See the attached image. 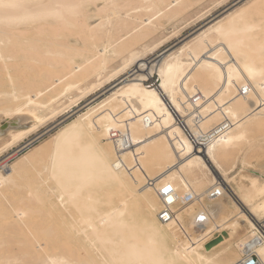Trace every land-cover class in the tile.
Masks as SVG:
<instances>
[{"label": "bare ground", "instance_id": "6f19581e", "mask_svg": "<svg viewBox=\"0 0 264 264\" xmlns=\"http://www.w3.org/2000/svg\"><path fill=\"white\" fill-rule=\"evenodd\" d=\"M195 1L0 0V133L10 134L8 146L35 133L47 117L37 109L56 116L117 80L55 133L49 152L30 149L9 164L14 152L0 163V264H233L261 232L264 166L242 145L264 140V0L246 1L144 61L172 36L149 42L163 18ZM56 30L68 41L62 49ZM113 55L121 61L108 71ZM154 76L160 84L147 85ZM167 184L183 198L164 222L159 191ZM217 187L224 192L212 196ZM205 195L212 198L204 206ZM196 205L203 209L194 213ZM261 249L264 242L260 257Z\"/></svg>", "mask_w": 264, "mask_h": 264}, {"label": "rangeland", "instance_id": "374dc122", "mask_svg": "<svg viewBox=\"0 0 264 264\" xmlns=\"http://www.w3.org/2000/svg\"><path fill=\"white\" fill-rule=\"evenodd\" d=\"M246 1H251V0H245V1L244 0H196L194 2V4L191 5V7H189L183 14L179 15L178 17L172 18L171 20H168L167 18H163V20H164V21H162L164 23L163 28L160 29L158 32L154 33L153 36H151L149 38V42L157 41V40L163 38L164 36L167 37V36H170L171 34H172V36H170L163 43L164 45L161 46L156 52L148 53L147 54L148 56L146 55V59L144 61H149L148 59H153L157 56L156 54L159 55L168 49H169V51H172L173 49L177 48L182 43L193 38L198 32H200L205 27H207L208 25L215 22L221 16L225 15L227 12H229L232 9L236 8L237 6L245 3ZM101 5L102 4H100V6ZM92 7L94 9H92ZM92 7L90 8L91 10H89V11L91 12V14H94V11L96 10L97 5H92ZM138 11L139 12H137V11H132V12L133 13L134 12H136V13L141 12V13L145 14V9L138 10ZM91 20L93 22L90 21V23H89L90 27H96L98 22L100 21L98 16L93 17ZM174 32H176V33H174ZM60 33H61V31L56 30L55 34L53 36L54 42L56 43L55 48H57V49H62L63 47H65L63 45L68 43V41H66V39L63 40V39H61L62 37H60L59 35H56V34H60ZM70 36L71 37L68 40H72L73 42L70 41L72 44H76V40H78L80 42L79 46H82V44H81L82 40L79 37V35L70 33ZM57 43L58 44L61 43L62 45H58ZM40 45H41V43H40ZM39 49H41V47H39ZM159 50H160V52L162 50L163 51L160 53ZM84 53H86V52H84ZM84 57H85L84 55L83 56H77V59H82ZM47 59H48L47 57H41L40 61L42 60V62L45 63L46 61H48ZM51 60L54 61L55 59L52 58ZM120 61H121L120 56L113 55L109 64H108L107 70L110 71L112 68L117 66L120 63ZM39 63H41V62H39ZM21 64L24 65V62H21ZM40 66H41V64H40ZM134 68L136 70V65H132L130 67V70H134ZM4 77L5 76H3V78ZM39 79H40V77L38 78V80ZM148 80L146 81L147 85H152L153 87H156L160 84V78L158 76L150 77ZM116 82H117V80H113L110 83L105 84L101 89L89 93L88 95H86V97H84L80 100L79 104H77L76 106L73 105L69 108H66V110H64L65 111L64 113L62 112L56 116L49 115L50 110L48 107L37 109L36 112L37 113L39 112L38 114L47 115V117L43 121L38 122V126H37L34 134L27 136V137H24L23 140L20 139L19 141H17L18 143L16 142V143L8 146V143L10 142V134L8 132L4 133V134L0 133V149H1L0 150V163L4 159H6L7 156L12 155L14 152H16V154L8 159L9 164H12L13 162L17 161L20 156H22L23 154L28 152L30 149L35 150L34 152H32L33 155L40 153L42 151H44L46 153L49 152L48 149L50 147H53V144H54L53 140H54L55 133L58 132L62 126L66 125L67 122L75 119L80 113L87 111L91 104H93L94 102L96 103V101L102 99L107 94H109V91L115 86ZM7 83L8 82L3 80V87L6 86ZM196 88H197V90L195 91L194 94H196L198 91H200V88L198 85H196ZM47 91L48 90H46L45 92H47ZM75 93L76 92H74L73 94H75ZM73 94H70V96H72ZM43 96L44 97L42 100H46L47 96L46 95H43ZM3 98H4V94H3ZM190 98H191V96H188V98H186L185 100L188 101ZM62 99H64V100H62ZM62 99H61V102H64V101H67L68 97H64ZM206 102H207V98H203L201 100L200 104H195L194 108H197V107L201 106L202 104H205ZM9 116L12 119L13 118L12 116H14V115H9ZM9 116H5V120H2V122H1V129L2 130L6 129L9 126L8 124L5 125L9 119ZM260 139H262L261 142H259V145L255 146V147H251L248 142L245 143L246 145L245 144H244V146L242 145V147H244L242 154L248 155L252 152H255L256 155L253 156V158H251L252 162L255 161V163H258L260 166H264V140H263V138H260ZM250 167H252V165H250L249 168ZM252 169H253V167H252ZM0 170H2V168H0ZM190 186H192V185L190 184ZM232 197L235 200L239 201L238 198L236 197V195H232ZM211 198H212V196L205 195L204 206L207 202H209V200ZM194 209H195V211L193 210L194 213H197V212L201 211L203 209V207L196 205L194 207ZM245 230H247L246 227H242L239 231V235H236L235 238L233 239L232 244L235 248H236V243L239 241L238 240L239 237H242V236L244 237V235L247 233Z\"/></svg>", "mask_w": 264, "mask_h": 264}, {"label": "built area", "instance_id": "2783aa9c", "mask_svg": "<svg viewBox=\"0 0 264 264\" xmlns=\"http://www.w3.org/2000/svg\"><path fill=\"white\" fill-rule=\"evenodd\" d=\"M177 119H178V122L185 129V131L187 133H189V135L192 137V140L195 142V144L198 145V142L196 141L197 138L194 135H191L190 130L186 127V125L184 124V121L180 118V116L177 115ZM218 185H220V183H218ZM165 187H170L171 192L170 193L163 192V189ZM214 190L211 191L212 196H218L222 192H224L223 187L222 188L217 187ZM159 192H160L161 196L164 198L163 207L159 211V218L162 221L166 222V221L171 220L174 217V209L172 208V205H174L175 203H177L179 201H182L183 197H180L178 192L176 191V189L170 184L164 185ZM169 195L172 196L171 203H169V201L167 199V197ZM187 195L189 196L190 194H187ZM191 197L192 196L190 195V198ZM186 199H188V197H186ZM165 216H167V218H165ZM257 224L259 225L261 232H259L258 234L252 236L251 238H249L245 241V245L243 247L244 251L242 253V256L240 257L239 260H237L233 264H244V262H246V261H251L252 264H259L261 257L256 253L255 250H256V247L260 243L264 242V222L258 221Z\"/></svg>", "mask_w": 264, "mask_h": 264}, {"label": "snow or ice", "instance_id": "6c2138e0", "mask_svg": "<svg viewBox=\"0 0 264 264\" xmlns=\"http://www.w3.org/2000/svg\"><path fill=\"white\" fill-rule=\"evenodd\" d=\"M163 192L170 193L171 192V188L170 187H165L163 189ZM167 199H168L169 203H171L172 196L169 195L167 197ZM165 218H167V216H165ZM200 219L203 220V219H205V217L201 216ZM260 255H261L262 259L259 261V264H264V249H261ZM244 264H252V262L251 261H246V262H244Z\"/></svg>", "mask_w": 264, "mask_h": 264}, {"label": "water", "instance_id": "95a60500", "mask_svg": "<svg viewBox=\"0 0 264 264\" xmlns=\"http://www.w3.org/2000/svg\"><path fill=\"white\" fill-rule=\"evenodd\" d=\"M7 124L9 125V123H8V122H7L5 125H7Z\"/></svg>", "mask_w": 264, "mask_h": 264}]
</instances>
